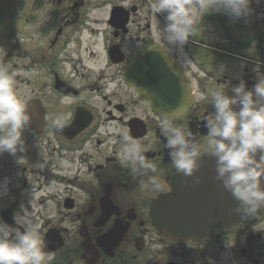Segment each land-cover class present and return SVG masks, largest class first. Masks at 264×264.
Instances as JSON below:
<instances>
[{
    "label": "flooded vegetation",
    "instance_id": "flooded-vegetation-1",
    "mask_svg": "<svg viewBox=\"0 0 264 264\" xmlns=\"http://www.w3.org/2000/svg\"><path fill=\"white\" fill-rule=\"evenodd\" d=\"M153 2L0 0V66L15 74L31 114L26 151L0 153V218L13 225L26 208L50 264H264V209L198 239L157 233L151 203L176 173L161 131L169 116L125 78L135 50L169 54L192 97L174 126L204 153L211 93L235 95L241 80L252 89L264 76V0H251V14L239 19L210 9L182 46L156 38L167 13H154ZM57 117L66 118L62 130ZM125 133L147 148L155 173L122 161Z\"/></svg>",
    "mask_w": 264,
    "mask_h": 264
},
{
    "label": "clouds",
    "instance_id": "clouds-1",
    "mask_svg": "<svg viewBox=\"0 0 264 264\" xmlns=\"http://www.w3.org/2000/svg\"><path fill=\"white\" fill-rule=\"evenodd\" d=\"M206 3L205 11L201 0H195V4L192 0H154L153 12L167 13L163 28L157 20L156 38L166 45H184L194 35V24L210 9L224 11L237 19L251 14V0H206ZM14 77L6 66H0V153L7 151L12 155L26 151L22 137L31 123L27 100L18 94ZM231 91L235 95H227L225 87L211 93L214 112L205 125L208 135L204 154L215 159V179L239 203L236 210L245 218L256 217L264 209V76L259 77L252 89H246L241 80ZM179 118L180 114L174 113L161 122L165 147L175 171L194 177L196 185L201 183L196 173L202 167V152L192 142L191 132L174 126L173 119ZM65 119L57 117L52 124L62 130ZM146 150L123 134L121 159L132 165L133 172L138 168L157 171L155 164L144 159L142 153ZM152 184L156 190L160 189L155 179ZM13 221L9 225L0 218V264H50L53 256L45 252L39 226L26 208L21 206V211L13 214Z\"/></svg>",
    "mask_w": 264,
    "mask_h": 264
},
{
    "label": "water",
    "instance_id": "water-1",
    "mask_svg": "<svg viewBox=\"0 0 264 264\" xmlns=\"http://www.w3.org/2000/svg\"><path fill=\"white\" fill-rule=\"evenodd\" d=\"M125 77L160 115H181L190 103L188 86L178 66L158 49L135 50L129 58ZM215 167V159L202 154V167L196 173L201 183L193 185L194 177L177 172L172 176L171 189L158 194L151 203L150 213L159 233L179 239L198 238L215 228L249 218L236 210L239 203L215 179Z\"/></svg>",
    "mask_w": 264,
    "mask_h": 264
},
{
    "label": "rangeland",
    "instance_id": "rangeland-1",
    "mask_svg": "<svg viewBox=\"0 0 264 264\" xmlns=\"http://www.w3.org/2000/svg\"><path fill=\"white\" fill-rule=\"evenodd\" d=\"M48 211H49V212L51 211V208H50V206H49V208H48Z\"/></svg>",
    "mask_w": 264,
    "mask_h": 264
}]
</instances>
